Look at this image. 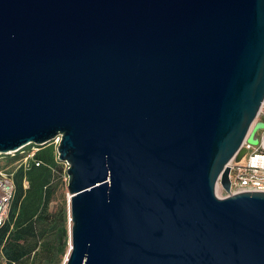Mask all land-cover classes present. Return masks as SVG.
I'll return each mask as SVG.
<instances>
[{
  "label": "water",
  "instance_id": "95a60500",
  "mask_svg": "<svg viewBox=\"0 0 264 264\" xmlns=\"http://www.w3.org/2000/svg\"><path fill=\"white\" fill-rule=\"evenodd\" d=\"M263 98L264 0H0V153L60 137L64 264H264Z\"/></svg>",
  "mask_w": 264,
  "mask_h": 264
},
{
  "label": "trees",
  "instance_id": "16d2710c",
  "mask_svg": "<svg viewBox=\"0 0 264 264\" xmlns=\"http://www.w3.org/2000/svg\"><path fill=\"white\" fill-rule=\"evenodd\" d=\"M34 156L39 160L38 165L20 166L13 172L14 194L7 219L0 227V252L6 256L7 264H34L37 247L41 251H50L53 247L43 237L42 224L47 219L45 208L57 152L49 143L39 146ZM56 244L55 253H63V246ZM52 261L51 257L46 264H52Z\"/></svg>",
  "mask_w": 264,
  "mask_h": 264
},
{
  "label": "built area",
  "instance_id": "2783aa9c",
  "mask_svg": "<svg viewBox=\"0 0 264 264\" xmlns=\"http://www.w3.org/2000/svg\"><path fill=\"white\" fill-rule=\"evenodd\" d=\"M256 121L263 122V127L255 131L254 137L257 139L256 143L248 142L246 139L251 130V126L242 141V146L246 148L244 156L239 161L231 159L228 162L229 193L253 190L264 191V98L253 123ZM59 139L60 137L56 136L51 142L57 144ZM30 144V147L25 148ZM27 145L14 151L0 153V155H9L4 161L0 162V227L7 219L10 203L14 194L12 177L14 170L20 166L26 168L32 164H39V160L34 156L37 147L33 143ZM216 187L222 189L219 178L216 181ZM222 190L228 194L224 189ZM55 264H64V259Z\"/></svg>",
  "mask_w": 264,
  "mask_h": 264
},
{
  "label": "rangeland",
  "instance_id": "374dc122",
  "mask_svg": "<svg viewBox=\"0 0 264 264\" xmlns=\"http://www.w3.org/2000/svg\"><path fill=\"white\" fill-rule=\"evenodd\" d=\"M52 143L51 141L47 144ZM35 145V144H34ZM56 149V144L52 143ZM27 145L25 148L30 147ZM41 145H35L39 148ZM0 162L4 161L8 156L6 154L0 155ZM13 159V158H12ZM57 162L53 168V176L49 184V196L46 203L45 212L47 219L43 221V237H45L53 247L50 251H41L39 247L35 250L37 254L35 255L34 264H46L49 262L51 257L53 258L52 264L55 262H61L65 258L68 237H69V193L67 190V164L64 161L56 158ZM7 161V160H6ZM216 194L219 197L225 196L226 193L221 189H216ZM59 240V244L57 241ZM58 246H63V253L56 254L54 251L55 244ZM56 244V245H57ZM53 252V256L51 253ZM33 253L31 254L29 261L32 259ZM0 264H7L6 256L0 252Z\"/></svg>",
  "mask_w": 264,
  "mask_h": 264
},
{
  "label": "bare ground",
  "instance_id": "6f19581e",
  "mask_svg": "<svg viewBox=\"0 0 264 264\" xmlns=\"http://www.w3.org/2000/svg\"><path fill=\"white\" fill-rule=\"evenodd\" d=\"M69 225H70V222H69ZM69 247H70V242H69V238H68V246H67L66 254H67V252L69 250ZM66 254H65V256H66Z\"/></svg>",
  "mask_w": 264,
  "mask_h": 264
}]
</instances>
